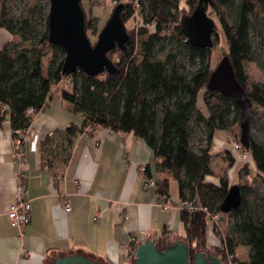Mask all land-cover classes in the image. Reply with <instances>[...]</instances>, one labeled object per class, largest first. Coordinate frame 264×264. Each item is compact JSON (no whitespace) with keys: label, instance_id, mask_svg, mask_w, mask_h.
Listing matches in <instances>:
<instances>
[{"label":"trees","instance_id":"16d2710c","mask_svg":"<svg viewBox=\"0 0 264 264\" xmlns=\"http://www.w3.org/2000/svg\"><path fill=\"white\" fill-rule=\"evenodd\" d=\"M132 1L138 2L144 25L155 28H142L138 35L129 32L126 51L117 47L109 54L115 71H106L99 77H89L82 71L70 77L63 74L66 54L60 47L49 44L48 11L34 6L31 16L18 20L2 9L0 30L7 31L18 44L10 42L0 50V125L8 122L14 139L18 132H27L34 119L27 111L42 112L52 99L53 89L67 81L71 92L63 91L62 98L73 106L75 114L84 117L81 127L68 128L69 144L89 127L133 134L145 141L161 161L159 170L167 174V178L157 183L158 194L170 198L173 179L178 183L181 203L196 201L211 213H220L235 185H231L227 175L219 178L218 185L207 182L209 177L217 176L211 151L216 132L226 133L235 143L240 141L232 138V130L240 121V109L233 99L208 90L217 68L211 67L213 49L192 47L182 33V18L193 14L199 0ZM123 6L122 18L127 24L136 12L127 6L125 13ZM261 8L264 0H240L231 16L218 0H209L208 14L217 19L213 48L220 46L221 32L228 48L225 57H229L238 82L246 90L253 108L264 111V83L250 84L245 67L257 61L251 31H259L254 19L261 14ZM86 22L87 33L96 29V21L87 15ZM43 38L44 48L40 47ZM24 44L30 47H22ZM169 46L172 50L167 51ZM161 55L164 61L158 60ZM47 58V76H44ZM184 64L193 66L194 72H186ZM201 95L207 116L198 109ZM194 132L199 138L198 146L193 143ZM248 151L254 168H243L239 177L244 181L236 185L242 191V204L238 210L225 214L230 219L226 234L215 231L227 250L211 249L223 264L227 253L235 257L237 264H264V195L255 191L250 181L264 179V141H257L251 134ZM233 164L230 157L228 168ZM145 173L151 177L150 168ZM181 221L185 227L184 242L194 264L198 253L209 250V226L204 213L187 209L181 210ZM168 246L158 244L160 249ZM239 246L250 249L249 261L236 256ZM138 247L132 249L133 260Z\"/></svg>","mask_w":264,"mask_h":264},{"label":"crops","instance_id":"0c3cea01","mask_svg":"<svg viewBox=\"0 0 264 264\" xmlns=\"http://www.w3.org/2000/svg\"><path fill=\"white\" fill-rule=\"evenodd\" d=\"M64 83L53 89L48 106L34 117L23 161L14 153L9 123L0 125V264H57L67 257L133 264L130 241L134 235V246L147 240L164 247L185 241L178 183L170 181L168 210L158 205L157 188H145V179L158 183L167 178L145 141L133 134L89 127L69 144L68 128L81 127L84 117L63 100L62 92H71ZM202 97L198 109L207 116ZM230 138L224 132L215 133L211 155L217 176L209 177L208 183L218 185L223 175L231 182L239 177L237 161L228 168V153L237 157ZM146 168L151 177L142 171ZM21 175L26 176L32 217L23 235L8 218ZM250 181L264 195V179ZM67 204L70 212L65 211ZM219 245L214 231L208 229L209 248ZM24 249L32 253L30 259L22 257ZM236 256L249 261L250 249L239 246Z\"/></svg>","mask_w":264,"mask_h":264},{"label":"water","instance_id":"95a60500","mask_svg":"<svg viewBox=\"0 0 264 264\" xmlns=\"http://www.w3.org/2000/svg\"><path fill=\"white\" fill-rule=\"evenodd\" d=\"M83 0H50L49 44L64 50L66 57L63 74L67 77L84 72L89 77H99L106 71L114 72V64L109 54L117 47L127 49L130 36L123 21V5H118L96 45L89 40L86 32V14ZM209 0H199L191 16H184L181 30L187 42L194 48L213 49L215 20L208 14ZM208 90L219 92L233 99L240 109V142L250 150L251 121L253 103L244 87L238 82L229 57H224L215 69L208 84ZM242 191L233 186L221 206L223 214L238 210L242 204ZM57 264H99L83 257H67ZM134 264H192L189 248L184 241L176 242L166 249H160L156 240L144 241L135 252ZM194 264H223L219 257L208 252L196 255Z\"/></svg>","mask_w":264,"mask_h":264},{"label":"rangeland","instance_id":"374dc122","mask_svg":"<svg viewBox=\"0 0 264 264\" xmlns=\"http://www.w3.org/2000/svg\"><path fill=\"white\" fill-rule=\"evenodd\" d=\"M218 1L223 8L225 7L227 9L228 13L231 16H234V12H233L234 7H236L240 3V0H218ZM119 4H123L126 6L125 13H127V6L133 7L132 0H120V1L85 0L82 3L83 10L86 13L88 19H94L96 21V29H92L87 33V36L93 45H96V43L98 42L99 36L102 30L104 29V27L110 20L114 9ZM34 6H38L41 9H45L49 13L50 0H0V11L2 9H6L13 18L18 19V20L28 18L29 16H31V13H32L31 10ZM261 9L262 10H261V14L259 15V17H257L256 20L254 19L255 25L259 28V31L257 32V30L255 29L251 31L252 43H253V48L256 54L257 61L255 63H248L245 66L246 72L250 78V84L255 83V82L264 83V42H263L264 40V8H261ZM211 17L212 19L217 21L215 16H211ZM140 24L141 22L138 20V18L133 17L126 24L128 32L138 35L141 29ZM220 40H221L220 46L215 47L212 50L211 67L213 69H215L220 64L222 59L225 57V54L228 52L225 39L221 32H220ZM139 41H141V39ZM10 42L13 45L18 44L16 39H14L7 31L0 30V50L2 49L4 45ZM22 47L29 48L30 44H26V45L24 44L22 45ZM40 47H43V48L45 47V38H43L40 44ZM170 50H172L171 46L167 48V51H170ZM158 60L164 61V56L163 55L159 56ZM180 60L183 61L182 56H180ZM47 63H48V58L45 60L44 66H43L44 76H47ZM184 65L186 66V72L188 73L194 72L195 69L193 68V66H190L188 64H184ZM64 85L67 86L68 82L65 81ZM195 134L196 132H194L193 143L195 146H198L199 138ZM251 134L253 138L256 139L257 141H260V142L264 141V111L261 109L253 108V116H252V121H251ZM240 137H241V130L238 124L232 130V138H236L240 140ZM235 142L236 140H234L233 147H234ZM230 157L231 159H234L231 155L230 156L228 155L229 162H230ZM235 163H236V159H234V164ZM240 167L242 170L243 168L247 166L240 165ZM251 167L254 168L253 165ZM243 181L244 180L239 177L234 182H231V185L236 186L238 184H241ZM229 223H230V219L225 217L221 225V230L223 231L224 235L226 234V229ZM212 248L214 247L209 248L208 253L216 257H219L218 255H216L215 252H213V250H211ZM225 264H229L227 262V259L225 261Z\"/></svg>","mask_w":264,"mask_h":264},{"label":"built area","instance_id":"2783aa9c","mask_svg":"<svg viewBox=\"0 0 264 264\" xmlns=\"http://www.w3.org/2000/svg\"><path fill=\"white\" fill-rule=\"evenodd\" d=\"M133 8L135 9V17L138 18V20L141 22L140 28H147L150 30H154V26H145L143 20L139 16V4L137 1L133 2ZM167 33H170L168 31ZM187 40V39H186ZM36 111L34 109H29L27 111V115L29 117H35L36 116ZM28 132V131H27ZM27 132H18V137L14 139V153L18 157L20 161H23L24 159V152H25V143L27 142L28 139V133ZM112 132V131H111ZM233 152L235 153L236 161L238 164L243 165V166H248L251 167L253 165L252 162V157L251 153L241 144V142H237L234 144L233 147ZM254 166V165H253ZM143 172L146 171V169H142ZM25 175L19 176V183L15 188V201L11 205L9 212H8V218L10 223L12 224L13 227L17 228L20 231V235H23L26 232L27 227L31 224V203L27 198L28 190L27 186L25 184ZM151 187L157 188V183L156 181L152 179H145V188L149 189ZM157 203L160 207H162L165 210L171 209L172 206V201L170 198L167 196L159 194L157 197ZM179 209H187L190 212H202L205 214V220L206 223L208 224L209 228L212 229L215 233V231H221V225L225 219V214L222 212L220 213H211L208 208L202 207L199 203L196 201L193 202H184L179 204ZM65 211L70 212L71 207L70 205H65ZM128 218H125L127 220ZM220 245L219 247L222 250H227L226 245H222L221 240L218 238ZM131 248L133 249V246L135 243H137V238L136 236H132L131 238ZM22 257L24 259H30L32 257V253L24 249L22 251ZM227 262L229 264H237L235 261V257L228 254L226 255Z\"/></svg>","mask_w":264,"mask_h":264}]
</instances>
